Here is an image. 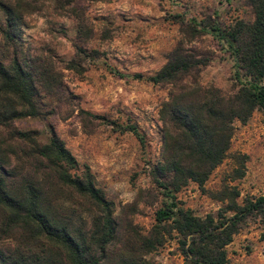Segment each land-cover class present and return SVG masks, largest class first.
I'll use <instances>...</instances> for the list:
<instances>
[{"label":"trees","instance_id":"obj_1","mask_svg":"<svg viewBox=\"0 0 264 264\" xmlns=\"http://www.w3.org/2000/svg\"><path fill=\"white\" fill-rule=\"evenodd\" d=\"M75 1L0 0V34L13 49L8 65L0 59V264H145L142 256L163 246L172 233L183 264H227L226 247L242 224L249 218L264 222V195L238 203L237 189L225 187L217 198L225 207L199 217L177 194L190 182L205 192L210 174L226 159L234 122L245 125L255 111L264 113V0H244L252 13L249 21L236 20L225 30L216 20L192 27L228 53L231 93L184 82L207 61L187 56L180 45L154 75H132L170 90L159 111L160 159L147 167L162 196L156 224L148 237L134 234L135 241L126 240L123 249L115 207L90 168L78 164L52 128L42 141L38 132L14 126L43 115L41 102L62 89L63 70L83 72L77 60L59 61L57 67L44 58L26 59L20 51L24 18L51 4L57 14L73 16L79 37L87 39L91 31ZM77 56L89 57L80 47ZM115 126L133 135L144 152L145 139L135 124ZM238 163L232 179L245 174L244 158Z\"/></svg>","mask_w":264,"mask_h":264},{"label":"rangeland","instance_id":"obj_2","mask_svg":"<svg viewBox=\"0 0 264 264\" xmlns=\"http://www.w3.org/2000/svg\"><path fill=\"white\" fill-rule=\"evenodd\" d=\"M73 4L86 20L85 29L91 31L87 39L79 37L73 16L59 15L53 5L46 4L24 18L20 51L26 59L44 58L57 67H61L59 61L77 60L83 72L63 70L62 89L41 102L43 115L17 121L14 126L38 132L42 141L52 128L78 164L90 168L98 188L115 207L122 235L119 248L123 249L126 240L130 245L135 241L134 234L148 237L156 224L155 211L162 196L147 167L160 159L159 111L170 90L167 85L155 86L132 75H154L180 45L187 56L207 61L184 82L195 80L201 87L231 93L228 53L211 35L197 34L192 27L201 20H216L225 30L236 20H251L252 13L244 0L231 4L220 0H76ZM79 47L88 58L77 56ZM12 50L0 34V59L5 65ZM130 123L145 139L144 152L133 135L115 126ZM242 158L245 174L232 179ZM225 187L237 189L238 203L264 195L261 111H255L245 125L234 122L226 159L210 174L205 192L190 182L177 198L196 216L216 215L226 205L217 199ZM171 235L163 246L142 256L145 264H183L172 239L174 233ZM226 252L227 264H264V222L247 219Z\"/></svg>","mask_w":264,"mask_h":264}]
</instances>
